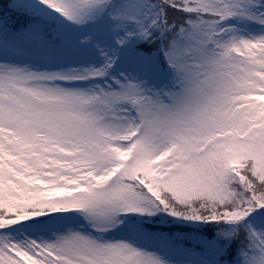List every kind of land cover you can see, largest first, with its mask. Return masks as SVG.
<instances>
[{
  "label": "snow or ice",
  "instance_id": "obj_1",
  "mask_svg": "<svg viewBox=\"0 0 264 264\" xmlns=\"http://www.w3.org/2000/svg\"><path fill=\"white\" fill-rule=\"evenodd\" d=\"M0 264H264V0H0Z\"/></svg>",
  "mask_w": 264,
  "mask_h": 264
}]
</instances>
